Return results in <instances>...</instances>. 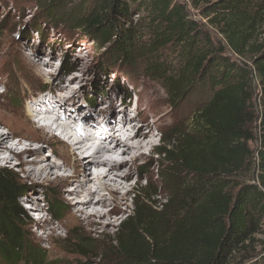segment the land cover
Returning <instances> with one entry per match:
<instances>
[{"label": "trees", "instance_id": "obj_1", "mask_svg": "<svg viewBox=\"0 0 264 264\" xmlns=\"http://www.w3.org/2000/svg\"><path fill=\"white\" fill-rule=\"evenodd\" d=\"M33 1L38 33L46 25L78 31L104 48V68L159 84L170 106L206 89L187 125L168 130L155 147L165 201L146 181L106 244L75 230L65 239L68 251L96 254L104 264H264V0H206L200 7L239 60L181 0ZM26 187L0 167L3 264H48L25 232ZM48 204L59 219L62 207L53 198Z\"/></svg>", "mask_w": 264, "mask_h": 264}, {"label": "rangeland", "instance_id": "obj_2", "mask_svg": "<svg viewBox=\"0 0 264 264\" xmlns=\"http://www.w3.org/2000/svg\"><path fill=\"white\" fill-rule=\"evenodd\" d=\"M181 1L186 4L191 17L202 25L214 41L225 45L226 54L239 60L228 48L217 29L210 25L208 18L201 15L200 7L206 0H201L198 7L194 6L193 0ZM39 14L33 0H0V52L6 51L4 57L0 59V73L3 75L0 76V90H2L0 92V102L5 100L9 107L14 105L15 111L22 118V121L19 119L18 124L20 125L15 128L18 131L15 138H21L20 135H24L23 143H31V148L26 153L16 154L10 163L0 164V167L12 169L18 174L20 182L27 186V193L22 197L21 203L31 221L25 222V232L28 234L29 242L33 246L44 250L48 264H104L102 260L100 261L97 258L96 254L91 253L85 258H81L69 252L65 246V239L73 236L75 230H77L106 244L107 239L114 236L120 222L131 213L133 209L132 193L135 189L143 186L146 181L151 187H157V190L161 193L159 200L165 201V191L163 188L158 187L160 181L156 176V169L161 167L163 160L156 154L155 147L159 146L160 137H164L168 130L183 128L187 125L193 109L200 105L198 99L201 98V101L205 99L206 89L203 88L197 96L188 97L186 100L170 106L165 101V93L159 84L147 81L142 77L131 76L124 69H118L117 67L104 68L102 66L104 48L99 49L92 42L83 39L78 31L71 32L46 25L40 29L41 33H38L33 24L39 18ZM262 30H264V26ZM80 47L82 48L80 49ZM26 60L31 63L37 62L42 69L41 73L36 74L33 72V68ZM79 66H82V70L78 68ZM69 68L72 69L71 71L75 70L77 79L70 80L74 75L72 77V75H68V72H65ZM46 70H53L54 75L51 72L46 73ZM108 71L110 74H106ZM113 72H117V75ZM61 76H66L64 82H61L64 84V88L59 83ZM69 83L77 85V88L74 89V94L71 91L63 92L71 98L68 101V106L79 107L77 113L80 118L84 117L86 110L83 109L87 108L92 114L89 119L94 121V124L103 126L101 120L107 118L110 113V110L105 111L110 104V98H113L118 103L117 107L120 108L121 105L119 106V104L123 100L127 117H132L130 119L136 118V116H133V114L136 115V108H132V104L138 98L139 104L143 107L148 106L150 113L155 109L165 112V119L161 125L153 126V132L155 133L154 148L146 150L144 157L138 161L139 176L129 179L130 190L126 195V199L120 204L119 211L111 215V219H116V221L106 229H103L100 225L96 228L92 223L69 216L68 203L72 201L74 195H67L68 192L65 190L64 199L60 198V189L61 187L69 189L73 186L75 192L79 194L78 180L68 177L71 180L62 186L55 183L54 178L56 176L61 178V174H71L70 168L57 170L58 175L53 174L48 178L36 180L27 177V171L31 168L26 164H21L22 160L30 161L35 158L34 150L38 145L30 142V137L37 138L44 144V149L41 151L45 155L43 163L55 161L60 165L63 164L60 159L51 153V150L53 148L57 152L61 151V145L64 142L58 140L56 135L51 136L47 132L43 134L44 132L40 131L33 121L30 123L23 122L25 120L24 98H42L45 95L50 97L53 93L57 96L56 98L60 99L58 95L63 93L59 89L69 90V88H66ZM91 94H93V100L89 101ZM129 94H131V98L128 97ZM255 105L259 112L258 94L255 96ZM101 106L104 109H101ZM150 113L148 118L155 123V118ZM76 118L75 120H77ZM6 121H3L4 124L0 125L5 126L10 131L11 128ZM77 123L76 127L78 126ZM87 136H90L89 132ZM123 140H126V137ZM67 146H69L68 143ZM251 147L254 148L255 144L252 143ZM78 154L79 152L76 151L72 155L71 161H78L80 158ZM92 186L96 187L95 185ZM123 192L124 189H120L118 195H122ZM52 198L63 209L61 217L57 220L51 215L50 208H48V203ZM31 201H33V204ZM113 206V204H110L107 207H100V209L105 211L112 209ZM35 209H38L41 213L35 212ZM40 215L46 220L43 229L37 225V217ZM61 223H64V227H61ZM0 264H3L1 260Z\"/></svg>", "mask_w": 264, "mask_h": 264}, {"label": "bare ground", "instance_id": "obj_3", "mask_svg": "<svg viewBox=\"0 0 264 264\" xmlns=\"http://www.w3.org/2000/svg\"><path fill=\"white\" fill-rule=\"evenodd\" d=\"M5 54L6 51H1L0 59ZM26 61L33 68V72L36 74L41 73L42 69L37 62L31 63L29 60ZM78 68L82 70V66ZM71 70L69 68L65 72H68V75H72V77L74 75L70 79L73 81L77 79L75 77L77 74L75 70ZM52 71L46 70L45 72H51L54 75ZM0 76L3 75L0 73ZM65 78L66 76H61L59 80L62 87L64 84L61 82H64ZM74 85L69 83L67 86L65 85L69 90L63 89L64 87L59 90L61 93L71 91L74 94V89L77 88V85L75 87ZM51 95L50 97L45 95V97L33 99L25 97V120L23 122L30 123L33 121L35 124V121L40 119L43 121V126L38 127V129L43 131V134L47 132L51 136L56 135L58 136V140L60 139L64 142L61 145V151L57 152L53 148L51 150V153L60 159L63 164L60 165V163L55 161L43 163L45 155L41 151L44 149V144L33 137H30V142L38 145L34 150L35 158L30 161L22 160L21 164H26L31 168L27 171V177L36 180L48 178L53 174L58 175L56 173L57 170L70 168L71 174H61V178H57V176L54 178V182L62 186L71 180L68 177L78 180L79 194L75 192L73 186L69 189L65 187H61L60 189V198L64 199L65 190L68 192L66 193L67 195H74L72 196V201L68 203L69 216L92 223L96 228L100 225L103 229H106L116 221V219H111V215L118 212L120 204L125 201L126 195L130 190L129 179L139 176L138 161L144 157L146 150L154 148L155 133L153 132V126L157 127L161 125L165 119V112L155 109L150 113L149 107L141 106L138 98L135 101L134 107L136 108V115L133 114L136 118L130 119L132 117H127L123 100L121 99L122 101L119 104V106L121 105L120 108L117 107L118 103L113 98H110V106L108 105L107 110H105H110V113L107 115V118L101 120L103 126L99 127L89 119V116H92V114L87 108L83 109L86 110V114L80 118L77 113V108L79 107L68 106V101L71 99L69 95L64 93L62 95L59 94L60 99L56 98L57 96L53 93ZM13 106L9 107L5 100L0 102V124H4L3 121L8 119L6 122L11 130L13 129L4 133L1 129L5 130L6 127L0 125V164L10 163L16 154L26 153L31 148V143H23L22 139L25 138L24 135H20L21 138H15L18 133L15 128L20 125L18 124L19 119L22 121V118ZM101 109H104L103 106H101ZM149 113L155 118V123L148 118ZM36 115L40 117L38 118ZM65 120L69 121L65 122ZM76 123H80L82 129L76 127ZM87 124L89 135L98 138L96 142H99V144L95 146L89 144V136L85 134L84 130ZM119 125L121 129L118 127ZM99 129L101 131H99L98 136L96 133H98ZM125 137L126 140H123ZM67 143L69 146H67ZM76 151L79 152L78 157L80 158L78 161H71V157ZM120 189H124L122 195H118ZM31 203L33 204V201ZM110 204L114 205L112 209L105 211L100 209V207H107ZM35 212L41 213L38 209H35ZM37 221V225L43 229L46 222L43 216L37 217ZM60 225L64 227V223Z\"/></svg>", "mask_w": 264, "mask_h": 264}]
</instances>
